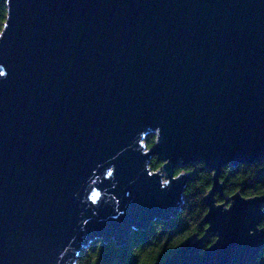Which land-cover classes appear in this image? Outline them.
<instances>
[{
  "label": "water",
  "instance_id": "obj_1",
  "mask_svg": "<svg viewBox=\"0 0 264 264\" xmlns=\"http://www.w3.org/2000/svg\"><path fill=\"white\" fill-rule=\"evenodd\" d=\"M4 1L0 264L124 245L179 214L193 171L174 170L199 163L204 234L152 264L253 263L264 195L218 176L264 160V0Z\"/></svg>",
  "mask_w": 264,
  "mask_h": 264
},
{
  "label": "trees",
  "instance_id": "obj_2",
  "mask_svg": "<svg viewBox=\"0 0 264 264\" xmlns=\"http://www.w3.org/2000/svg\"><path fill=\"white\" fill-rule=\"evenodd\" d=\"M6 16L5 1L0 0V31ZM154 135H147L144 142L147 148L154 143ZM161 167L156 157L150 160L151 171ZM193 171L183 191V205L179 214L168 221H155L147 229L134 233L122 246L116 247L113 242L104 244L96 240L83 249L76 264H152L162 262L171 256L175 250L189 237L204 234L205 225L201 219L206 212L203 202L205 193L212 185V173L204 169L202 164L188 165L182 169H175L174 175L179 172ZM218 180L222 183V196L229 197L238 192L243 197L264 195V160L261 163L249 165L237 164L222 167ZM223 197L218 193L215 199L221 203ZM260 227H264V207L261 211ZM213 239H209L210 244ZM206 244V245H207ZM264 264V249L253 263Z\"/></svg>",
  "mask_w": 264,
  "mask_h": 264
},
{
  "label": "snow or ice",
  "instance_id": "obj_3",
  "mask_svg": "<svg viewBox=\"0 0 264 264\" xmlns=\"http://www.w3.org/2000/svg\"><path fill=\"white\" fill-rule=\"evenodd\" d=\"M5 27H7V26H5ZM0 36H2V34H0ZM0 75H4V73H3V72H0ZM108 175L111 176L112 173L109 172ZM90 199L92 200L93 203H96L97 200L99 199V193H95V192H94V193L91 195Z\"/></svg>",
  "mask_w": 264,
  "mask_h": 264
},
{
  "label": "rangeland",
  "instance_id": "obj_4",
  "mask_svg": "<svg viewBox=\"0 0 264 264\" xmlns=\"http://www.w3.org/2000/svg\"><path fill=\"white\" fill-rule=\"evenodd\" d=\"M145 147H146V145H145ZM146 148H147V147H146ZM159 168H160V167H159ZM155 171H156V170H155ZM155 171H154V172H155ZM159 172H160V173H163L161 170H159ZM161 180H162V181H166V179L164 178V176L162 177ZM223 201H225V198L222 199L221 203H223ZM209 239H214V237H212V236H211V237H208V240H209ZM207 245H208V244H207ZM207 245L205 244V247H206Z\"/></svg>",
  "mask_w": 264,
  "mask_h": 264
},
{
  "label": "built area",
  "instance_id": "obj_5",
  "mask_svg": "<svg viewBox=\"0 0 264 264\" xmlns=\"http://www.w3.org/2000/svg\"><path fill=\"white\" fill-rule=\"evenodd\" d=\"M144 142V141H143ZM147 149V148H146Z\"/></svg>",
  "mask_w": 264,
  "mask_h": 264
}]
</instances>
